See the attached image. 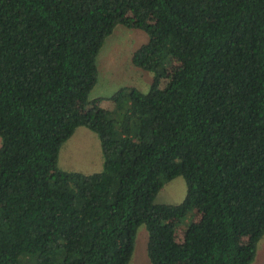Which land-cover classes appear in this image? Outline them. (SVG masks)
Masks as SVG:
<instances>
[{"label":"trees","instance_id":"trees-1","mask_svg":"<svg viewBox=\"0 0 264 264\" xmlns=\"http://www.w3.org/2000/svg\"><path fill=\"white\" fill-rule=\"evenodd\" d=\"M116 25L146 33L131 62L151 78L104 110L88 93ZM79 126L97 137L99 171L56 168ZM176 176L183 199L155 203ZM141 224L149 264L252 261L264 0H0V264H127Z\"/></svg>","mask_w":264,"mask_h":264},{"label":"rangeland","instance_id":"rangeland-1","mask_svg":"<svg viewBox=\"0 0 264 264\" xmlns=\"http://www.w3.org/2000/svg\"><path fill=\"white\" fill-rule=\"evenodd\" d=\"M146 40L145 32L121 25H116L105 37L95 56L96 81L88 93L89 99L101 98L96 101L97 108L104 110L110 108L112 102L105 97L120 87L132 86L141 92L147 91L151 73L139 69L131 62L133 52ZM101 166L102 157L97 137L85 127L75 128L59 147L56 159L57 169L91 173L99 171ZM184 194V181L180 176H176L163 181L153 201L158 204H176L183 199ZM192 213L176 224L177 239L181 238V230L185 224L192 220L190 216ZM145 244L146 230L141 224L135 231L133 250L127 264H149ZM260 249H262L261 244ZM259 255H264V249L259 252L254 264H263L264 261L259 259Z\"/></svg>","mask_w":264,"mask_h":264},{"label":"crops","instance_id":"crops-1","mask_svg":"<svg viewBox=\"0 0 264 264\" xmlns=\"http://www.w3.org/2000/svg\"><path fill=\"white\" fill-rule=\"evenodd\" d=\"M260 244L262 245V249H260ZM257 248L255 247V253H254V257L252 259V261L250 262V264H254L255 262V258L257 257V255L259 254L260 251H262L264 249V234L261 236V238L257 241ZM260 249V251H259ZM259 259L264 261V255H259ZM264 264V262H263Z\"/></svg>","mask_w":264,"mask_h":264}]
</instances>
